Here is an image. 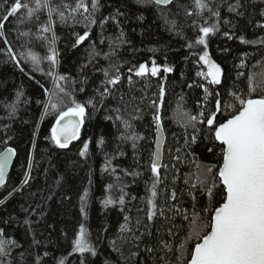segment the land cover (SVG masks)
Here are the masks:
<instances>
[{
    "label": "trees",
    "instance_id": "trees-1",
    "mask_svg": "<svg viewBox=\"0 0 264 264\" xmlns=\"http://www.w3.org/2000/svg\"><path fill=\"white\" fill-rule=\"evenodd\" d=\"M22 3L31 0H21ZM54 5H60L62 0H52ZM236 0H215L213 8L220 5L221 19L219 30L208 37L207 51L210 57L223 69L222 82L220 85H210L198 71L207 70L199 62V55L205 50L203 46L195 45V39L201 35L200 26H210L216 23L215 17L205 10L201 15H196L197 9L194 0H175L169 7L160 10L167 12L170 19L175 20L176 27L170 31L160 19L155 5H139L136 0H101L102 7L98 16H109L119 9L120 27L109 21L103 28L94 26L87 40L81 45L73 47L76 34L85 31L82 24L71 22L61 23L58 17H54L55 24L52 28L56 37L55 49L58 63L54 67L47 59H42L40 70H33L30 62L20 60V67L16 65L5 53L11 47L14 54L19 57L21 52L32 51L44 58L49 55L48 40L37 36L39 25L48 20L47 12L37 13L39 20L33 17L26 19V10L21 9L15 17H9L4 22L3 36H0V150H3L5 136H10L8 146L15 148L16 159L9 174L6 185L0 189V199H4L14 188H20V182L24 179V173L28 170L29 159L33 161L31 169L32 179L20 191L14 192L4 204L0 205V229H4L7 238L15 239L20 247L12 251L13 264H20L23 253V264H34L37 256L43 257L41 264H55L53 257H65L67 264H80L82 259L78 253L69 255L72 249V241L78 235L79 226L84 223L88 230V239L97 249V255L86 254L83 257L84 264H122L117 253L112 251L109 241L113 239L119 225L123 223V217L127 213L133 219L136 216H144L143 212H137V208L144 207L142 198L148 193L146 187L152 182L150 171L151 154L155 150L156 129L152 119L153 111L149 106V100L140 105L142 108L141 118L132 121L136 134L143 136L137 142L134 150L131 140L119 139L123 127L119 122H114L115 112L113 109L120 107L124 112V106L120 104V96L124 94L129 98V85L127 79L132 75L134 87L132 94L138 99L141 96L157 98L159 87L163 85L166 90L165 106L162 110L163 131L165 144L160 172L163 183L159 185L161 195H167L172 190L177 193V199L170 201L178 207L187 210V219L177 216L176 223L180 225L176 231L175 242L178 245L183 237H186L193 227V203L195 211L201 216L197 224L204 223L209 219V214L201 211L205 207H211L207 196L202 191L198 177L203 179L207 174V168H213L215 176L221 164V146L214 140L208 125L197 124L195 131L181 126L185 119L184 112L193 115L204 111L205 118L215 108V93L225 95L227 92H247L248 76L253 75L258 81L264 68V45L243 44L239 36L252 40L264 36V28H258V23H264V4L260 0H241L244 7L240 9L242 16L229 13L227 7ZM13 0H0V22L6 9L11 6ZM63 3L73 4L75 0H63ZM192 12L193 15H188ZM20 17H25V22H19ZM143 17V19H138ZM229 20V24L223 21ZM207 21V25H205ZM123 29L127 43L115 49V54L109 59L104 55L109 52V41L114 39ZM29 32L28 36L19 33ZM225 33H229V39ZM51 39L52 33L46 34ZM5 38L7 44L4 43ZM101 39L104 40L101 43ZM101 53L91 64L88 61L89 51L92 45ZM189 44L194 46L190 49ZM160 67L156 77L149 73L145 78L136 77L129 73L131 67L146 64L150 69L152 61ZM245 67L241 68V62ZM109 63L121 65V83L113 89V94L104 101V106L93 108L88 106L85 123L81 129L80 138L72 142L67 149H59L50 141L51 128L56 121V113L49 109V114L43 116L44 107L49 99L48 93L54 90V81L47 73L52 70L58 75L68 79L61 82L72 93V96L60 94L64 105H70L74 98L79 103H86L96 96V89L104 80L102 68L108 67ZM88 65L87 67H82ZM164 66L173 69L170 73L163 71ZM244 73L238 76V73ZM191 85V87H189ZM204 87H208L213 93L207 100L204 99ZM81 87L84 91H80ZM21 92L18 111L14 116H9L6 104L15 102L16 93ZM261 93L257 89L253 94L258 98ZM230 98V97H229ZM66 110V107L65 109ZM217 121L226 119L223 111L217 113ZM7 126V127H6ZM38 128V130H37ZM34 132L36 133L34 137ZM196 136V142L185 146V138ZM35 138V145L32 141ZM103 139L101 145L99 141ZM89 144L88 154L81 157L79 152L84 143ZM181 151L177 153L176 149ZM122 151L124 154L119 155ZM179 155L180 160L175 157ZM112 159V165L117 169L115 176L105 172L106 158ZM138 172L139 175H126ZM120 177V181L116 180ZM91 180V183H89ZM59 181V184L57 183ZM209 179V183H210ZM127 184L125 211L121 212L120 206L105 208L102 200L110 193L106 191L109 184ZM195 185V187H193ZM206 187V186H205ZM89 190L87 202V218L80 212L79 197L83 190ZM167 189V193L163 192ZM222 185H217L215 191L219 193ZM111 195L119 196L118 187L114 188ZM135 196L133 201L131 197ZM195 196V201H193ZM220 200L219 194L215 196L213 203ZM160 203V200L157 201ZM128 209H131L129 212ZM31 221L29 225L24 221ZM147 223V220H144ZM165 225L163 218L158 217L151 226L153 235L145 236L144 244L152 243L157 235V229ZM107 229V231H105ZM143 230V229H142ZM164 239L169 237L161 231ZM39 241L33 244V239ZM194 242L189 243L191 249ZM144 245L142 244L141 247ZM45 251L49 253L44 256ZM127 254V253H126ZM175 248L170 253L162 251L153 252L149 255L141 251L140 257L129 260L127 264H163L160 257L171 259L173 264L176 260ZM155 257L153 260L151 257Z\"/></svg>",
    "mask_w": 264,
    "mask_h": 264
},
{
    "label": "snow or ice",
    "instance_id": "snow-or-ice-1",
    "mask_svg": "<svg viewBox=\"0 0 264 264\" xmlns=\"http://www.w3.org/2000/svg\"><path fill=\"white\" fill-rule=\"evenodd\" d=\"M215 0H194L195 8L197 9L196 15H201L207 10L212 17H215L216 23L210 26H200L199 35L195 41V45L203 46V54L199 55V62L207 71H198L197 75L207 80L208 84L216 86L222 82L223 69L216 63L206 50L208 47V37L215 34L219 30V24L221 19L220 5L213 8ZM255 2V0H254ZM264 4V0H260ZM34 4L30 6L29 2L22 3L21 0H13L10 7L6 9V14L3 16V22H0V36H3L4 22L9 20V17L17 16V13L21 9L26 10V19L32 20L33 17L39 20L37 13L40 11H46L48 20L39 25L37 36L40 39L48 40L49 42V55L42 58L32 51L21 52L19 57L14 54L11 47L7 48V55L13 62L20 67V60L30 62L33 70H40L42 59H47L51 66H55L58 63L57 51L55 49L56 37L52 28L55 24L54 17H58L61 23L71 22L73 24H82L85 31L83 34H76V40L73 47L81 45L87 40L91 34V30L94 26L103 28L109 21H112L116 26L120 27L119 17L122 15L119 9L109 16H98L100 8L102 7L101 0H75L74 5L68 3H62L60 5H54L52 0H31ZM139 5L152 4L155 5L160 19L166 26H170L169 30L172 31L176 27L175 20L170 19L167 12L161 11L162 7H167L173 3V0H136ZM244 7L241 0H236L235 3L229 4L227 11L234 13L235 15L242 16L240 11ZM188 15H193L189 12ZM264 16V11L261 12ZM143 19V17H138ZM19 22L23 24L25 17H20ZM225 24H229V20L223 21ZM207 25V21H205ZM258 28H264V23H258ZM52 33L49 40L46 34ZM22 36H28L29 32L19 33ZM229 39L232 36L229 33H225ZM239 40L243 44L251 45H264V36H260L256 39L248 40L245 36H239ZM104 40L101 39V43ZM4 43L7 44L5 38ZM127 43L123 29H120L119 34L109 41V52L104 55V59H109L115 54V49ZM194 45L189 44L191 49ZM101 53L96 50L95 45L91 46L88 55L89 64H91ZM83 65L82 67H87ZM118 63H109L108 67L102 68L104 80L101 82L99 88H97L96 96L90 98L86 103H79L74 98L71 99L70 105H64L60 96L61 93L65 96H72L61 82L66 81L68 78L63 75H58L56 72L50 70L47 74L53 78L54 90L48 93L49 99L44 107L43 116L49 114V109L56 113L55 124L51 128L50 141L59 149H67L69 145L80 138L81 129L85 123V119L88 115L86 108L91 106L96 108L104 106V101L109 95L113 94V89L121 83V73ZM240 67H245L242 61ZM23 71V67H20ZM160 67L156 65L155 60L152 61V66L149 69L146 64H139L138 67H131L128 69L129 73L134 74L136 77L145 78L150 75L156 77L160 72ZM163 71L170 73L173 69L169 66H164ZM244 73H238V76H242ZM129 85V98L125 99L124 94L120 96V104L124 106V112H121V108L117 107L113 109L115 112L114 117H108L114 119V122H119L123 127V132L119 139L122 141L131 140L132 147L135 150L137 142L144 137L136 134L133 129L134 120H139L142 114L141 104L145 100H149V106L153 111L152 119L156 129V150L151 154L150 171L152 174V182L149 187H146L148 193L142 198V202L146 204V208L139 207L137 212H143L144 216H136L134 219L129 214H125L123 217V223L119 225L116 236L109 241V245L115 253L121 259L122 264H127L129 260H135L140 257V252H146L151 255L153 252L162 251L164 253H170L175 248L177 253L175 264H264V94L259 95L258 98H254V93L257 89H260L261 93H264V73L260 74V79L257 81L253 75L248 76V89L247 92L241 91L237 94L236 91L227 92L222 95L220 92H216L215 95V108L214 111L205 118L204 111L201 110L198 114L193 115L190 112H184L185 119L182 121L181 126L187 129L191 127L194 132L198 131L197 124L208 125L215 141L219 142L221 146V164L218 167V171L215 176L212 175L213 168H207V174L203 179L198 177V182L202 187V191L207 196L211 207H205L201 211L209 214L207 219L202 224H197V221L201 220V216L195 211L196 204L193 203V224L196 225L192 228L190 233L183 237L180 243L177 245L175 242V236L178 235V229L180 225L176 223V217L180 216L183 219H187V210L178 207L170 201L177 199V193L172 190L167 195H161L159 185L163 183L160 169L161 167H167L161 164V141L163 139V117L162 110L165 106L166 90L163 85L159 87L157 98L153 99L146 95L141 96L139 99L132 94L134 82L132 75H129L127 79ZM203 87L205 94L204 99L207 100L213 93L210 92L208 87ZM191 87V85H189ZM80 91H84L81 87ZM23 94L21 92L16 93L15 102L6 104V109L9 111V116H14L18 111V105L20 103V97ZM230 97V98H229ZM66 107V110H64ZM226 113V119L217 121V113L221 111ZM7 127V126H6ZM38 130V128H37ZM34 137L36 133L34 132ZM10 136H5L3 140L4 148L0 150V188H3L6 184V178L9 168L12 164L13 158L17 155L15 148L8 146ZM196 142V136L193 135L190 139L185 138V146H189ZM35 145V138L32 141ZM103 145L104 141L101 138L99 141ZM89 144L86 142L83 144V148L79 152L81 157H86L88 154ZM177 153L181 151L180 148L176 149ZM119 155H123L122 151L118 152ZM106 158V164L104 167L105 172L110 174H116L117 169L112 165V159ZM177 161L180 160V156L175 157ZM32 159L28 160L27 171L24 173V179L20 182V188H14L12 192H9L4 199H0V205L13 195L14 192L20 191L25 185H28L31 176V169L33 168ZM126 175H133L136 177L138 172L128 173ZM210 179V183H209ZM116 180L119 182L120 177L116 176ZM59 184V181L57 182ZM91 183V180H89ZM217 185H222L219 193L215 191ZM206 186V187H205ZM119 190V196L113 197L111 195L114 188ZM127 184H109L106 191L110 194L102 200V205L105 208L109 206H120L121 212L125 211L126 197L129 193L126 191ZM195 187V185H193ZM163 192L167 193L165 188ZM219 194L220 200L213 203L215 196ZM89 197V190L85 188L80 195V212L81 215L87 218V202ZM195 201V196L192 197ZM136 197L132 196L131 200H135ZM158 199L160 203H158ZM130 212L131 209H128ZM163 218L165 225H171V227L163 226L157 229V235L152 243L144 244L145 236L151 237L153 235L151 226L155 223L156 219ZM147 223H144V220ZM25 224L29 225V231H31V221L26 219ZM143 229V230H142ZM107 231V229H105ZM161 231L166 234L169 239H164L163 235H160ZM89 235L84 223L79 226L78 235L72 241V249L69 255L78 253L82 258L80 264H84L83 257L86 254H91L93 257L97 255V249L87 238ZM194 242V246L189 249L190 242ZM39 241L33 239V244H38ZM144 245L141 247V245ZM20 245L15 239L7 238L4 233V229H0V264H13L12 251L14 248H19ZM127 253V254H126ZM49 253L45 251L44 256H48ZM155 260V257H151ZM23 253H21L20 264H23ZM43 257L37 256L34 264H41ZM55 264H67L65 257H53ZM163 264H173L171 259H167L165 256L160 257ZM107 264V262H106ZM140 264H144V260L140 259Z\"/></svg>",
    "mask_w": 264,
    "mask_h": 264
},
{
    "label": "water",
    "instance_id": "water-1",
    "mask_svg": "<svg viewBox=\"0 0 264 264\" xmlns=\"http://www.w3.org/2000/svg\"><path fill=\"white\" fill-rule=\"evenodd\" d=\"M175 0H173V2H174ZM173 4V3H172ZM172 4H170V5H172ZM170 5H168L167 7H169ZM162 137H163V139H162V141H161V164H162V161H163V152H164V144H165V133H164V131L162 132ZM74 142V141H73ZM219 143V142H218ZM155 150H156V143H155ZM154 150V151H155ZM15 159H16V156L13 158V161H12V164H11V166H10V168H9V171H8V175H7V178H6V183H7V180H8V177H9V174H10V172H11V169H12V167H13V164H14V161H15ZM6 185V184H5ZM1 189V188H0Z\"/></svg>",
    "mask_w": 264,
    "mask_h": 264
},
{
    "label": "rangeland",
    "instance_id": "rangeland-1",
    "mask_svg": "<svg viewBox=\"0 0 264 264\" xmlns=\"http://www.w3.org/2000/svg\"><path fill=\"white\" fill-rule=\"evenodd\" d=\"M203 71H207V70H203ZM262 73H264V68H263V71H262ZM202 79H204L203 77H202ZM205 80V79H204ZM206 82H207V80H205Z\"/></svg>",
    "mask_w": 264,
    "mask_h": 264
}]
</instances>
